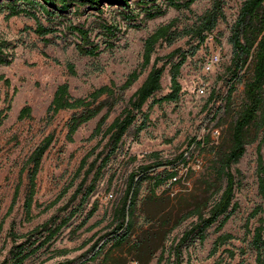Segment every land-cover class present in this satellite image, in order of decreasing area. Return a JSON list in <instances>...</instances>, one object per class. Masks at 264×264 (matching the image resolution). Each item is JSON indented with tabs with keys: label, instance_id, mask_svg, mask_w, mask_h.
<instances>
[{
	"label": "rangeland",
	"instance_id": "rangeland-1",
	"mask_svg": "<svg viewBox=\"0 0 264 264\" xmlns=\"http://www.w3.org/2000/svg\"><path fill=\"white\" fill-rule=\"evenodd\" d=\"M244 1L225 0V19L219 21L195 56L188 58L181 68L179 82L182 91L179 101L164 102L152 108H149V104L153 98L147 101L142 109L149 113L147 128L134 139L135 127L141 119L139 116V121L123 137L119 151L103 169L94 195L71 218L68 226L61 230L51 247L41 249L25 264H63L66 261L78 264L88 259L91 256L90 248L103 237L104 240L107 239V234L114 227L113 206L123 193L129 175L141 171L145 166L151 168L145 174L147 178L139 186L130 242L109 251L110 258L106 264H157L162 252L164 261L161 264H166L171 245L185 229L196 222L199 214H208L225 186V179L219 174L221 157L229 144L236 113L240 111L244 101L243 82L235 84L229 101L226 97L231 79L227 68L233 55L230 42L232 26ZM211 2L212 0L195 2L191 6V13L169 9L163 16L145 21L139 28L128 27L131 24L138 25L139 19L122 21L115 7L105 6L104 13L100 16L88 12L74 17L76 24L91 29L95 41L101 40L96 26L98 21H117L120 24L121 32L115 39V48L104 51L98 57L79 55L74 45L76 39L70 34L61 38L60 33L55 32L44 37L49 40L45 44L34 33L36 23L33 19L23 15L7 19L6 12L0 14V40L10 45L4 51L12 54L10 64L0 65V76L9 81L7 87L0 80V112L10 105L7 118L0 126V224L3 223L0 231V264L11 248V240L7 237L9 228L13 225L18 234H26L51 219L58 223L61 218L67 217L78 206L80 196L74 201L71 197L88 164L101 155L97 167L106 154L104 148L107 138L102 139L101 135L91 137L106 109L82 125L72 143L65 138L67 124L80 109L61 111L50 123H46L44 117L57 86L67 83L73 98L86 97L93 90L111 82L117 88L120 87L127 76L140 65L144 40L157 27L172 19H178L179 29L190 27L196 17L210 7ZM44 25L47 26L48 23L44 22ZM188 47L187 38H184L170 47L164 44L157 47L156 56L164 57L175 49L186 50ZM210 55H218L219 63L206 72L204 63ZM66 64L74 65L75 75L69 73ZM168 71L169 66L164 71L162 88L155 94V99L170 91ZM146 75L147 71L123 93L108 115L104 129L125 108ZM103 99L105 97L100 98ZM25 106L31 108V118L18 120L19 112ZM214 131L219 132L218 139L213 137ZM48 134H52L54 140L43 156L37 175L33 219L26 222L23 213L26 180L22 170L32 151ZM252 136L257 139L246 146L242 158L232 165V171L238 170L241 174V182L234 198L238 204L237 211L221 232L216 233V226H213L207 231V238L202 244L197 240L190 244L184 250L183 264H214L220 259L230 264H255V255L248 246L249 237H245L244 225L256 206L264 208V199L258 193L256 178L257 149L264 136L257 129H252ZM192 141L194 143L191 144ZM260 153H264V142ZM87 155H90L87 165L76 178L80 162ZM172 160L174 163L171 165L157 166L158 163ZM165 171L176 174L154 189V179L165 175ZM142 175L140 173L138 177ZM20 178L24 181L18 201L7 216ZM91 178L92 174L86 185ZM94 203L97 204V211L82 225ZM180 219L184 220L174 227ZM250 225L254 226L255 220H251ZM223 232L233 235L235 239L210 257L214 240ZM102 242L103 240L99 244ZM135 242L139 244L138 250L132 246ZM240 248L245 249V253L239 255L237 252L234 259H228L224 252L226 249L238 251ZM107 249L109 248L105 251ZM149 252L153 256L147 259ZM102 259L100 257L97 261L101 262Z\"/></svg>",
	"mask_w": 264,
	"mask_h": 264
},
{
	"label": "trees",
	"instance_id": "trees-1",
	"mask_svg": "<svg viewBox=\"0 0 264 264\" xmlns=\"http://www.w3.org/2000/svg\"><path fill=\"white\" fill-rule=\"evenodd\" d=\"M197 1L201 0H0V14L6 12L5 17L7 19L20 15L33 19L36 23L34 33L41 37L45 44L49 43V40L44 37L55 32H59L61 38L70 34L76 39L74 45L79 55L98 57L104 51H112L115 48V39H117L118 33L121 32L120 24L117 21H98L96 26L99 29L101 40L95 41L92 38L91 29L76 24L73 20L74 17H80L88 12L100 16L104 13L105 6L115 7L122 21L139 19L140 23L138 25H128L129 28H139L145 21L163 16L169 9L186 10L191 13V6ZM224 6L225 0H212L210 7L202 15L196 17L195 22L187 28L179 29L178 19H172L168 23L157 27L144 40L140 65L127 76L124 83L118 88L111 82L109 85L93 90L86 97L73 98L69 93L67 83L57 86L44 117L46 123H50L61 111L80 109L81 111L74 114L67 124L65 138L67 142L72 143L78 129L106 109L105 114L101 116L91 135V137L101 135L102 139L107 138L104 148L106 154L97 167L96 164L101 155H98L88 164L87 169L82 174V180L71 197V200L74 201L80 196L78 206L73 208L67 217L61 218L58 223L56 220L51 219L26 234H18L13 225L9 228L7 237L11 240V248L8 251V256L1 264H25L29 258L35 256L41 249L45 248L47 250L51 247L52 242L61 230L68 226L71 218L94 195L97 183L103 174V169L119 151L123 144V137L131 126L139 121V116L141 119L135 127L134 139H137L139 134L149 125V113L142 110L149 99L153 98L149 108L164 102L177 103L179 101L182 91L179 82L181 68L188 58L195 56L208 36L216 29L219 21L225 19ZM44 22L48 25L45 26ZM184 38H187L188 49L178 48L164 57L156 56L157 47L163 44L170 47ZM230 42L233 47V55L227 68L231 74V79L228 83L226 97L229 101L235 90V84L243 82L244 101L240 111L236 113L231 126L229 144L221 157L219 174L225 179V186L219 198L210 207L208 214L205 216L199 214L196 222L185 229L180 238L171 245L166 264H183L184 250L196 240L202 244L207 238V231L213 226H216V233L222 231L225 224L238 209V204L234 201V198L235 191L241 182V174L238 170L233 172L232 165L237 164L242 158L246 146L257 139V137L252 136V129L261 131L264 136V0H245L242 3L232 26ZM9 46L6 41L0 40V65H8L12 62V54L4 51ZM167 66H169L170 91L161 98L155 99V94L162 88L161 79ZM66 68L71 75H75L74 65L66 64ZM146 71L147 75L144 81L129 98L125 108L104 129L108 115L115 104L122 98L123 93ZM0 80H3L4 84L9 87L7 79L0 76ZM101 97H105V99L100 100ZM9 110L10 105L0 112V126L7 118ZM26 118H31V108L29 106L23 107L18 115V120ZM53 140L54 136L52 134L45 136L32 151L22 170V172H25L26 180L23 201V213L26 222L33 219L37 175L43 156ZM262 142H264V137L257 149L256 178L258 193L264 199V153H260ZM89 156L87 155L80 162L76 178L81 175L87 165ZM173 163L174 160L166 161L158 163L157 166ZM150 168V166H145L141 168V171L129 175L123 193L113 206L112 225L114 227L107 234L108 238L104 240L105 237H103L101 239L103 240L102 244H99L101 240L95 243L90 248L89 254L91 256L78 264H106L110 258L109 251L130 242L129 236L133 228L132 216L139 186L147 178L145 174ZM140 173L143 175L138 177ZM90 174H92V178L86 185ZM175 174V172L165 171V175H159L157 179H154L153 188H158ZM23 181L24 179L20 178L14 189L7 216L11 214L16 206ZM96 211L97 204L94 203L85 216L82 225L86 224ZM263 215L264 208L261 205L256 206L249 214L244 225L245 237H249L248 246L255 255V264H264ZM183 220H177L174 227L181 224ZM251 220H255L254 226L250 225ZM2 226L3 223L0 224V231ZM234 239L235 237L229 233H220L213 242L209 256L216 255L221 248L227 246ZM132 246L136 250L139 249V244L136 242ZM107 247L109 249L105 251ZM63 252L65 253V251ZM224 252L227 254L228 259H234L238 253L243 255L245 249L240 248L238 251L226 249ZM152 256L153 253L149 252L147 259ZM100 257L103 259L98 262L97 260ZM162 261H164V252L158 257L157 264H161ZM63 264L76 263L75 261H66ZM186 264H189V262ZM214 264H230V262L220 259Z\"/></svg>",
	"mask_w": 264,
	"mask_h": 264
},
{
	"label": "built area",
	"instance_id": "built-area-1",
	"mask_svg": "<svg viewBox=\"0 0 264 264\" xmlns=\"http://www.w3.org/2000/svg\"><path fill=\"white\" fill-rule=\"evenodd\" d=\"M218 63H219V57H218V55H210L206 59V61L204 63V70L206 72L211 71L213 69V67L216 66ZM200 91L203 92L201 89H200ZM213 137H215V139H218L219 132L218 131H214ZM198 165H199V163H198Z\"/></svg>",
	"mask_w": 264,
	"mask_h": 264
}]
</instances>
